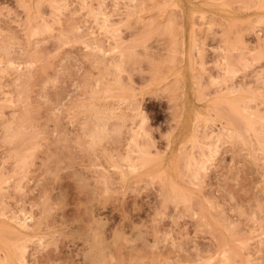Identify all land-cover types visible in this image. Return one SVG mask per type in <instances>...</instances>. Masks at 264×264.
Returning <instances> with one entry per match:
<instances>
[{
    "label": "rangeland",
    "instance_id": "obj_1",
    "mask_svg": "<svg viewBox=\"0 0 264 264\" xmlns=\"http://www.w3.org/2000/svg\"><path fill=\"white\" fill-rule=\"evenodd\" d=\"M0 264H264V0H0Z\"/></svg>",
    "mask_w": 264,
    "mask_h": 264
}]
</instances>
